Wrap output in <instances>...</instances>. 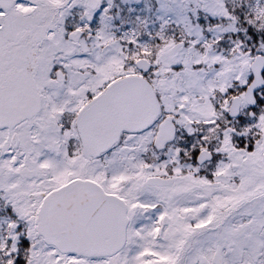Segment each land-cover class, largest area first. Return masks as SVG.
I'll list each match as a JSON object with an SVG mask.
<instances>
[{"label": "snow or ice", "instance_id": "obj_1", "mask_svg": "<svg viewBox=\"0 0 264 264\" xmlns=\"http://www.w3.org/2000/svg\"><path fill=\"white\" fill-rule=\"evenodd\" d=\"M0 264H264V0H0Z\"/></svg>", "mask_w": 264, "mask_h": 264}]
</instances>
